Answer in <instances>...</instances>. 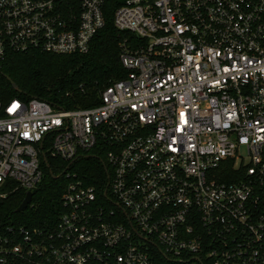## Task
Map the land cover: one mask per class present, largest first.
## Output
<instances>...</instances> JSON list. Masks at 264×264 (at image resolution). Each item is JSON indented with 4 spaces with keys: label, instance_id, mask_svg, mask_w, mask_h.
<instances>
[{
    "label": "built area",
    "instance_id": "2783aa9c",
    "mask_svg": "<svg viewBox=\"0 0 264 264\" xmlns=\"http://www.w3.org/2000/svg\"><path fill=\"white\" fill-rule=\"evenodd\" d=\"M109 15L134 38L98 104L0 100V202L47 156L62 185L40 226L0 219V264H264V0H0V63L87 53Z\"/></svg>",
    "mask_w": 264,
    "mask_h": 264
},
{
    "label": "trees",
    "instance_id": "16d2710c",
    "mask_svg": "<svg viewBox=\"0 0 264 264\" xmlns=\"http://www.w3.org/2000/svg\"><path fill=\"white\" fill-rule=\"evenodd\" d=\"M110 14V13H109ZM133 36L118 32L112 22L106 21L84 54H12L0 63V100L15 96L47 100L64 108L89 107L100 102V91L111 82L122 79L125 70L119 59V45L131 42ZM17 86L15 90L11 81ZM99 158L86 156L74 162L79 173H87L104 182L107 172ZM44 177L34 190L31 203L21 212H15L24 198L22 190L9 193L0 202V219L40 226L60 207L61 180L53 176L59 171L55 160L47 156L42 163ZM90 182H94L90 179ZM153 264H207L175 262L157 251Z\"/></svg>",
    "mask_w": 264,
    "mask_h": 264
},
{
    "label": "water",
    "instance_id": "95a60500",
    "mask_svg": "<svg viewBox=\"0 0 264 264\" xmlns=\"http://www.w3.org/2000/svg\"><path fill=\"white\" fill-rule=\"evenodd\" d=\"M5 77H7V76H5ZM7 79L10 80L9 77H7ZM10 81H11V80H10ZM11 84H12V86H13V88H14L15 90H18L17 86H16L12 81H11ZM53 177H54V178H57V177H55V176H53ZM31 198H32V193H31L30 191H28V192L25 194V196H24L22 202H21V203L19 204V206L15 209V212H21V211H23V210L28 206V204L30 203Z\"/></svg>",
    "mask_w": 264,
    "mask_h": 264
},
{
    "label": "rangeland",
    "instance_id": "374dc122",
    "mask_svg": "<svg viewBox=\"0 0 264 264\" xmlns=\"http://www.w3.org/2000/svg\"><path fill=\"white\" fill-rule=\"evenodd\" d=\"M241 153H243V155H244V150L243 149L241 150Z\"/></svg>",
    "mask_w": 264,
    "mask_h": 264
}]
</instances>
